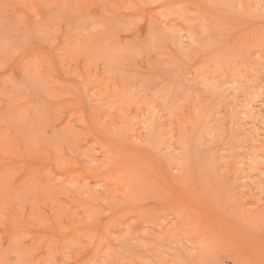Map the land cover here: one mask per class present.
<instances>
[{
    "label": "rangeland",
    "instance_id": "1",
    "mask_svg": "<svg viewBox=\"0 0 264 264\" xmlns=\"http://www.w3.org/2000/svg\"><path fill=\"white\" fill-rule=\"evenodd\" d=\"M0 264H264V0H0Z\"/></svg>",
    "mask_w": 264,
    "mask_h": 264
}]
</instances>
